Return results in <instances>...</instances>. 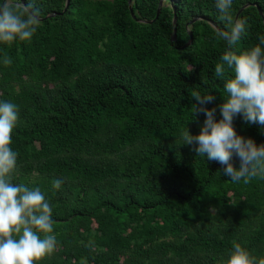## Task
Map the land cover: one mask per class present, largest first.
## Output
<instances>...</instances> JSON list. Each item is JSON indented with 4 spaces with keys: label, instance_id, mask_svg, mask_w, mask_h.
Returning <instances> with one entry per match:
<instances>
[{
    "label": "trees",
    "instance_id": "16d2710c",
    "mask_svg": "<svg viewBox=\"0 0 264 264\" xmlns=\"http://www.w3.org/2000/svg\"><path fill=\"white\" fill-rule=\"evenodd\" d=\"M65 3L34 0L31 40L0 44V101L19 117L12 182L39 187L53 208L58 246L38 264H226L233 242L264 258V179L233 183L180 138L205 120L192 118L194 90H210L204 107L222 119L215 65L228 48L216 0ZM244 4L237 54L264 35V0H233V17ZM233 128L264 144L259 125L237 115Z\"/></svg>",
    "mask_w": 264,
    "mask_h": 264
},
{
    "label": "clouds",
    "instance_id": "9594fccd",
    "mask_svg": "<svg viewBox=\"0 0 264 264\" xmlns=\"http://www.w3.org/2000/svg\"><path fill=\"white\" fill-rule=\"evenodd\" d=\"M233 0H216L218 19L223 28L214 27L216 36L227 42L220 62L215 65V76L223 79L225 101L219 105L222 117L214 119L216 108H206L215 99L210 90L201 94L192 91L197 102L192 106V118L203 113L205 120L198 135H191L187 127L180 134L182 145L195 144L198 156L224 165L223 174L233 183H250L254 178L264 179V144L257 146L252 139L238 136L233 119L241 116L245 123L264 129V35L259 43L239 54L232 49L246 31L245 19H234ZM41 11L34 0H0V44L11 45L19 40L28 42L41 23ZM7 67L12 59L5 54ZM231 76L226 77V73ZM18 106L0 101V264H38L53 253L57 246L54 232L53 208L39 187L29 188L14 184L18 153L11 147L12 133L18 121ZM191 118V119H192ZM233 154L239 158V167L232 164ZM62 180L53 182L59 189ZM226 264H264L239 243L233 242Z\"/></svg>",
    "mask_w": 264,
    "mask_h": 264
},
{
    "label": "water",
    "instance_id": "95a60500",
    "mask_svg": "<svg viewBox=\"0 0 264 264\" xmlns=\"http://www.w3.org/2000/svg\"><path fill=\"white\" fill-rule=\"evenodd\" d=\"M127 2H128V5H129L130 0H127ZM67 4H68V0H66L64 10H65V8L67 7ZM160 4H161V3L159 2V6H158V8H157V10H156V13H155V17H154V18H157V15H158V12H159ZM247 5H248V4H244L243 6L240 7V9L237 11V13H236L235 16H234V19L237 18L238 13H239L243 8H245ZM254 6H255V5H254ZM255 7H256V9H257L258 14L261 16V11L259 10V8H258L257 6H255ZM128 8H129V13H130V15L133 16V14H132V12H131V9H130V6H129ZM51 15H53V14H51ZM175 20H176V19H175V14L173 13V15H172V25H173V26L175 25ZM137 21L145 22V21H142V20H137ZM147 23H151V21H149V22H147ZM188 35H189V40L183 45V47H187V46L191 43V41H192V40H191V33H188ZM174 39H175V28H173L172 36H171V40L173 41ZM179 48H182V47H179Z\"/></svg>",
    "mask_w": 264,
    "mask_h": 264
}]
</instances>
